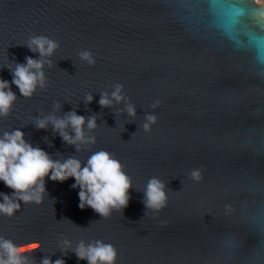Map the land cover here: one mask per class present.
Returning a JSON list of instances; mask_svg holds the SVG:
<instances>
[{
    "label": "water",
    "instance_id": "water-1",
    "mask_svg": "<svg viewBox=\"0 0 264 264\" xmlns=\"http://www.w3.org/2000/svg\"><path fill=\"white\" fill-rule=\"evenodd\" d=\"M39 36L58 42L51 56L29 49ZM27 57L44 62L46 85L30 98L11 84ZM0 79L16 94L0 138L20 130L51 159L82 167L105 151L131 181L127 207L107 217L79 207L74 178L46 177L39 204L14 199L19 209L0 214V243L38 242L24 264H88L76 250L97 241L114 247V264H264V6L256 0H0ZM72 112L85 117L88 142L67 143L51 121L36 126ZM63 131L75 135L71 125ZM152 178L165 186L159 210L146 207ZM0 193L13 190L0 181Z\"/></svg>",
    "mask_w": 264,
    "mask_h": 264
},
{
    "label": "clouds",
    "instance_id": "clouds-1",
    "mask_svg": "<svg viewBox=\"0 0 264 264\" xmlns=\"http://www.w3.org/2000/svg\"><path fill=\"white\" fill-rule=\"evenodd\" d=\"M257 3L264 4V0H257ZM28 47L31 51H38L41 56H51L59 44L48 37L39 36L33 37ZM80 57L90 65L95 63L92 54L88 51L81 52ZM26 61V64L17 65L11 84L19 89L22 96L30 98L38 86L40 88L46 86L42 70L44 62L31 57H27ZM121 88L122 86L117 85L112 93V97L117 102L123 100L120 94ZM92 99L90 95L87 97L88 102ZM15 100L16 94L11 90L10 83L0 79V116L9 115ZM99 103L107 107L111 101L107 98V94H104ZM127 110L129 115H135V109L131 104L128 105ZM155 119V116L147 117L150 123H155ZM49 121L53 123L54 130L59 131L67 143L88 142L83 132L85 117L72 112L66 119L48 117L38 120L36 126L44 129ZM150 123L144 125L146 131L149 130ZM69 125L75 133L74 136L63 131ZM87 126L89 129L95 128V119H89ZM90 141L94 142V138H90ZM46 177L59 182L74 178L75 184L72 187L80 189L79 207L81 209L90 207L104 217L109 215L112 208L123 209L129 202L128 193L131 181L123 172L120 162L113 159L108 152L99 151L93 154L88 159L87 165L82 167L81 162L75 158H69L63 162L51 159L44 150L26 142L24 133L20 130L6 132L0 138V181L13 190L11 197L0 193L3 196V202L0 203V214L11 216L19 209L20 205L14 203V199L24 203H41L42 194L46 190L44 183ZM192 177L199 180L200 172L194 171ZM164 188V184L156 178L149 181L145 193L147 208L159 210L165 206L167 198ZM39 247L38 242L17 247L11 241L5 240L0 243V248L4 250V255H0V264H24L26 259L24 253L35 251ZM76 255L81 260H87L88 264H114L116 251L112 245L97 241L95 245H89L87 248L81 243L76 250ZM43 264H52V262L45 259ZM55 264H64V261L56 260Z\"/></svg>",
    "mask_w": 264,
    "mask_h": 264
},
{
    "label": "rangeland",
    "instance_id": "rangeland-1",
    "mask_svg": "<svg viewBox=\"0 0 264 264\" xmlns=\"http://www.w3.org/2000/svg\"><path fill=\"white\" fill-rule=\"evenodd\" d=\"M256 2H257V0H256ZM260 5L264 6V4H260Z\"/></svg>",
    "mask_w": 264,
    "mask_h": 264
}]
</instances>
